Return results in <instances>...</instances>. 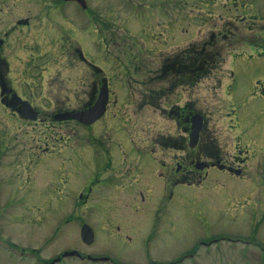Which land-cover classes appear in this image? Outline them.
<instances>
[{
  "label": "rangeland",
  "instance_id": "rangeland-1",
  "mask_svg": "<svg viewBox=\"0 0 264 264\" xmlns=\"http://www.w3.org/2000/svg\"><path fill=\"white\" fill-rule=\"evenodd\" d=\"M85 1L87 12L60 4L62 0H0V37L10 32V42L2 50L10 69L6 81L41 110L36 124L3 108L0 101L2 249L9 251L13 243L48 261L77 250L91 256L111 255L117 264H145L195 254L198 241L212 236H243L264 242V223L254 218L255 206H241L243 199L226 197L209 182L195 189L178 186L170 201V189L158 186L165 180L152 170L154 186L140 209L102 199L128 197L104 181L94 188L90 200L102 203L94 201L92 208L77 207L66 196L69 187L72 193L87 189L98 174L102 179L113 174L121 185L123 180L137 183L139 154L122 155L124 146L114 149L112 144L110 153L115 154L109 169L102 154L108 143L127 139L138 143L146 131L152 134L158 127L164 132L172 119L160 112V106L169 108L172 103L192 99L215 124L221 142L227 141L224 136L229 128L223 118L226 85L240 102L263 109L264 0ZM204 45H213L211 50L222 54L221 65L189 93L179 88L173 93L165 91L160 99L158 89L169 88L167 81L160 80L161 69L184 57L190 47ZM92 63L101 69L98 74ZM101 77L110 81L112 103L99 123L85 128L54 119L65 108L76 110L87 103ZM144 97L152 107L145 105ZM233 138L227 144L235 155ZM260 147L264 152V140ZM69 170L71 184L66 187L59 179ZM144 189L138 183L131 195ZM61 198L69 199L62 202ZM130 221L134 227L129 226ZM85 223L95 232L91 246L80 236ZM117 226L128 231H118ZM220 251L223 253L217 256L213 253L212 264H241L226 247ZM200 256L184 264H205ZM256 259L250 256L248 264ZM0 264L18 263L5 251L0 254ZM64 264L79 262L68 259Z\"/></svg>",
  "mask_w": 264,
  "mask_h": 264
},
{
  "label": "flooded vegetation",
  "instance_id": "flooded-vegetation-1",
  "mask_svg": "<svg viewBox=\"0 0 264 264\" xmlns=\"http://www.w3.org/2000/svg\"><path fill=\"white\" fill-rule=\"evenodd\" d=\"M7 1L9 0H6V2ZM62 1L63 2H60V4L63 3V5H75L78 9H80V11L82 10L83 12H87V8L82 9L81 5L76 1ZM26 24H28V21H26ZM9 33L10 32L5 31L0 37V101L3 108L10 110L14 115H17L22 120L30 121L27 118L21 117L20 108L13 110L2 103L3 100L9 101L14 93L18 94L22 100L29 101L28 99L21 96L17 89L9 85L5 78V74H8L10 69L7 64L8 62L2 56V50L6 46L7 42H10L8 40ZM77 53H79V56L82 58V52L78 50ZM80 61L82 62L83 60ZM91 66L96 71V74H98L97 72L101 71V69L98 68V66H96L94 63H92ZM160 75L161 82L168 80V78L174 79L172 82L167 81L169 88L165 89V86H161L158 89L157 94H159L160 99L166 95L165 91L173 93L174 91H178L179 88H183L189 93V90H194L193 88L198 84L197 83L194 85L193 83H176L175 77H184V75L179 73L170 75L169 72H166L165 70L162 71L161 69ZM189 79L191 80V77L187 75V80ZM103 85H107L109 89V103L107 106L108 112V107L111 106L112 103V91L110 88V81L101 77L99 80H96L95 87L90 91L89 100L87 103L83 104L79 109L74 110L65 108L58 113L83 111L94 105L98 100ZM225 93V102L223 107L225 108V114L223 115V118L225 123L229 125V128L227 129L228 132H226L224 136V139L227 141L221 142V137L218 135L219 132L215 129V124H211L209 116H207L205 112L198 108L192 99L187 98V100H185L182 104L172 103L169 108L160 106V112L165 115L167 114V117L172 119L170 125L166 126V130L164 132H162L161 127H158V131L153 132L152 134L149 131H146V135L142 137L138 143L132 142V139H127L128 141L125 143H108L109 145L105 147L106 151L102 154L105 157L107 169L113 166L112 157L115 153H110L113 150L109 149L112 144H115L114 149H116L118 145L124 146V148L122 147V155L132 156L139 154V157L137 158V167L140 173V179L137 181V183L130 182L129 184L128 181L123 180L121 185L118 181H115L116 177L113 174L111 177H105L104 179L98 178L99 176H102L101 174H98L96 177L97 179L92 181L87 189L74 191L72 193L71 187H69V190L66 192V196L72 199L74 201V205L77 207L88 206L92 208L94 206L95 200H92L93 203H90V200L92 195L95 194L94 188H96V186L98 187V185L104 181L105 183L110 184L118 189L119 194L128 197L123 198L121 201H113L116 196L102 197V199L107 200V202L111 204L125 202L127 206L140 209L143 204H146L147 197H150L149 192H152L151 188L153 189L154 186L152 173L150 171L156 170L158 173L157 177H159L160 180H165L164 183L161 181L158 186H160L162 190L167 191L170 189L171 197L167 196L170 198V201L173 200L174 191L178 186H185L190 189H195L200 187L201 183L209 182V184H214L223 192H225L226 197L231 196V198L237 197L243 199V202H239L241 206L246 208L255 206L256 214L254 215V218L259 219L260 223H264V152L260 151V142L264 140V108L257 110L253 108L254 103L252 102H240L237 100L235 94L230 90L229 85L225 86ZM191 96H193V94H191ZM251 98L256 99V97ZM261 99L264 101V89ZM142 101L145 103V105L152 107V104H150V101L146 100V97H144ZM30 104L38 112V119L36 121L30 122H35L38 124L41 120V110L32 102H30ZM197 115L202 117V125L198 134V138L195 141L192 135L194 133L193 128L195 125H197V122L194 121V118ZM100 120L96 121L92 125H83L80 122L71 119L67 121H61V123H77L78 125H81L85 128H90L93 127L97 122L99 123ZM143 129L145 128L143 127ZM93 138L95 137H92V139ZM232 138L236 143L235 145L237 153L235 155L231 154L228 150L227 143L228 140H232ZM191 143H193V145H191ZM255 151H258V153ZM156 155H158V158ZM68 173V175L62 176L59 179L66 187L67 185L69 186L71 184L70 170ZM227 179L234 182L243 183L231 185L225 183V180ZM138 183H140L142 187L145 188L144 191L140 190L138 193L136 192L131 195L135 186H138ZM77 197L79 198V201H76ZM69 198H61V200L62 202H65L67 201L66 199ZM231 202L234 201L231 199ZM100 203L102 202L97 200L96 204L99 205ZM148 203L153 204L156 203V201ZM134 225L135 224L132 221L129 222V226L134 227ZM123 229L128 231V229L122 228V226H117L118 231ZM130 235L133 234L130 233L127 235V237L129 238ZM1 242H3L2 237L0 240V254L1 252L6 251L7 257L9 259L11 258L12 261H17L18 264H52V262L57 259H59V261L54 264H64V261L68 259L78 260L79 264H117L110 259L109 256L111 255L107 254L101 256H91L90 254H82L80 251H78L80 254L79 256L76 255L73 257H63L64 253H62L61 256H58L53 261H48L42 259L41 257L36 258L34 251L33 254L32 251L28 252V250H25L26 248L24 247L19 249L17 248L16 244L13 243L11 244L9 251L3 250ZM92 243L90 245L86 243L84 244L86 246H91ZM224 247L233 253L236 256L238 262H241V264H248V262L250 263V256L257 257L256 261L252 264L256 262H258V264H264V242H260L254 238H246L243 236L230 237L228 235L212 236L208 239L199 240L196 245L197 253L195 254H189L190 252H188L180 259H173L169 262L152 260L147 261L145 264H184L187 261L189 262L191 259L195 260L196 257H199V253L202 250L203 254L200 257L204 258L205 264H212L214 258L217 255L223 253L220 250ZM213 253L216 254L215 257L212 256ZM91 258H108L109 260L106 262L101 260L94 262L91 260Z\"/></svg>",
  "mask_w": 264,
  "mask_h": 264
},
{
  "label": "water",
  "instance_id": "water-1",
  "mask_svg": "<svg viewBox=\"0 0 264 264\" xmlns=\"http://www.w3.org/2000/svg\"><path fill=\"white\" fill-rule=\"evenodd\" d=\"M68 1L78 2L82 6V8L87 7L85 0H68ZM2 103L13 110H17L18 108H20L21 110L20 115L23 118H27L31 121H36L38 119V112L32 107L30 102L27 100H22V98L16 93L12 95V98L9 101L3 100ZM108 103H109V89L107 85H103L98 100L94 105L90 106L89 108L83 111L58 113L54 116V119L56 121H67L71 119L78 121L83 125H92L96 121L100 120L106 114ZM194 121L197 122V125H195L193 128L194 133L192 137H194L196 141L202 125V117L197 115L195 116ZM191 145H193V143H191ZM81 238L82 241L88 245H90L94 241V232L89 225L85 224L82 226ZM74 254H75L74 252L65 253V255H74Z\"/></svg>",
  "mask_w": 264,
  "mask_h": 264
},
{
  "label": "trees",
  "instance_id": "trees-1",
  "mask_svg": "<svg viewBox=\"0 0 264 264\" xmlns=\"http://www.w3.org/2000/svg\"><path fill=\"white\" fill-rule=\"evenodd\" d=\"M213 45H204L201 49L192 48L185 50V56L172 61L164 69L171 74H181L184 77H175V82L178 84L193 83L197 84L203 78L208 77L217 69L222 62V54L211 50ZM187 75L191 80H187ZM168 82L174 81L173 78H168Z\"/></svg>",
  "mask_w": 264,
  "mask_h": 264
}]
</instances>
